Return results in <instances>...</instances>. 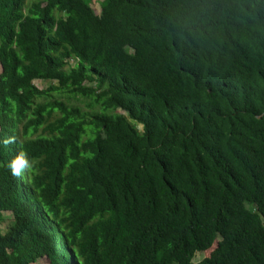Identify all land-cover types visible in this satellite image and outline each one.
<instances>
[{
	"label": "trees",
	"instance_id": "trees-1",
	"mask_svg": "<svg viewBox=\"0 0 264 264\" xmlns=\"http://www.w3.org/2000/svg\"><path fill=\"white\" fill-rule=\"evenodd\" d=\"M93 1L0 0V264H264V0Z\"/></svg>",
	"mask_w": 264,
	"mask_h": 264
},
{
	"label": "rangeland",
	"instance_id": "rangeland-1",
	"mask_svg": "<svg viewBox=\"0 0 264 264\" xmlns=\"http://www.w3.org/2000/svg\"><path fill=\"white\" fill-rule=\"evenodd\" d=\"M103 0H94L93 1V8L96 12V14L100 15L101 13V6H100V3L102 2ZM1 67H0V72H1ZM35 84L40 87V88H46L50 85L49 82H46V81H41V80H36L35 81ZM54 84H56V82H54ZM122 112V111H121ZM135 123V122H134ZM138 129L140 131H142V126L141 125H138ZM4 217L2 219V221H0V233H3L4 231L7 230V228L11 225L12 221H13V216H12V213L11 212H5L3 213ZM218 241V240H217ZM217 243V242H216ZM215 243V245H216ZM215 246H213V248H211V250L214 249ZM211 250H209L208 252H210ZM208 253H203V252H198L194 258L195 261H200L202 259H204L206 256H207ZM47 263V260L45 259H42V261H40L38 264H46Z\"/></svg>",
	"mask_w": 264,
	"mask_h": 264
},
{
	"label": "clouds",
	"instance_id": "clouds-1",
	"mask_svg": "<svg viewBox=\"0 0 264 264\" xmlns=\"http://www.w3.org/2000/svg\"><path fill=\"white\" fill-rule=\"evenodd\" d=\"M8 143V141H4ZM33 166V162L24 154L19 153L8 164V168L13 176H19L23 172L30 170Z\"/></svg>",
	"mask_w": 264,
	"mask_h": 264
},
{
	"label": "crops",
	"instance_id": "crops-1",
	"mask_svg": "<svg viewBox=\"0 0 264 264\" xmlns=\"http://www.w3.org/2000/svg\"><path fill=\"white\" fill-rule=\"evenodd\" d=\"M1 67V66H0ZM2 69V68H1Z\"/></svg>",
	"mask_w": 264,
	"mask_h": 264
}]
</instances>
